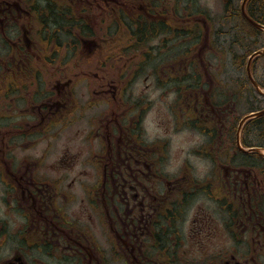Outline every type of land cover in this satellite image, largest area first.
<instances>
[{"label":"flooded vegetation","instance_id":"af4514ba","mask_svg":"<svg viewBox=\"0 0 264 264\" xmlns=\"http://www.w3.org/2000/svg\"><path fill=\"white\" fill-rule=\"evenodd\" d=\"M263 1L254 3L261 26ZM182 2L0 0V264H264V161L247 163L233 148L230 155L224 140L230 120L223 114L241 96L231 91L236 84L215 80L212 61L207 81H183L185 70L199 69L197 31L211 30L202 15L179 24ZM247 29L243 21L244 59ZM179 33L192 35L182 52ZM60 42L67 44L62 55ZM214 42L209 50L219 58ZM222 56L214 59L223 65ZM261 61L255 69H264ZM141 75L148 85L137 92ZM155 88L172 97L174 129L166 131L158 109L163 135L151 134ZM182 116L211 138L199 154L222 177L167 175L164 138L179 131ZM210 199L225 214L221 222L201 205ZM192 208L207 215L193 220L196 249L221 252L201 262L182 253Z\"/></svg>","mask_w":264,"mask_h":264},{"label":"rangeland","instance_id":"374dc122","mask_svg":"<svg viewBox=\"0 0 264 264\" xmlns=\"http://www.w3.org/2000/svg\"><path fill=\"white\" fill-rule=\"evenodd\" d=\"M180 1H184L181 3V5H179L178 8V22L179 24H181L183 21H185V19L189 16H199L201 15L200 13H205L208 14L209 16V22H210V30L211 32L207 33L208 31H201L198 32L197 31V42L202 41V45L198 44V48L194 49V52L197 53V57H198V62L199 63V69H197L198 72L200 73H204L203 69H206V63H208L209 61H212V65H213V69L217 70V69H223L222 67L225 66L227 67L226 73L224 70L220 71V74L218 76V80L219 81H230V82H235L238 81L239 79H241L240 77L243 76V72L241 70H235V67L232 65V61L229 57L226 56V61L225 64H221L220 61L217 62L214 58L219 59L222 55H219V58L216 56V54L213 52L214 57L212 56L211 51L209 50V45H212V40H217V43H219V47L222 49H228L233 51L234 53H236V55H238L239 53H244V49L241 48L238 44L234 45L232 44V41L229 38H226L229 29L234 28V25H238L239 20L236 19V21H233L229 18H231V15H226L225 14V3L226 0H180ZM230 1V0H229ZM241 1L236 2V6H240ZM233 5V3H232ZM179 16L183 17V19H181ZM203 19L204 17H206L205 15H202ZM198 19L201 18L198 17ZM182 27V26H181ZM184 28V27H182ZM181 29V28H180ZM200 33V34H199ZM179 39H178V50H183L185 48V46H189L191 40L192 35L190 33H179ZM205 36H207V39L209 37V42H205L206 38ZM232 38V37H231ZM231 43V46L228 44ZM264 43V40H263ZM78 45V49L81 50L83 49V45L81 43V45ZM67 44L65 42H60V47L56 48L61 50V55L63 54V51L66 49ZM216 47V46H214ZM257 47V46H256ZM261 47V44L258 43V48ZM75 49V48H72ZM214 49V48H213ZM215 51V50H214ZM182 52V51H180ZM225 54V53H224ZM184 58L185 61H188V55L186 56H182V59ZM222 59H224V57L222 56ZM225 60V59H224ZM223 60V61H224ZM202 61L203 64L205 66L202 65ZM260 66L264 67V61H261ZM202 69V70H200ZM192 71V69H191ZM188 69L185 70V74H187ZM257 75L261 81V83L264 85V69H256ZM143 75H141V77L137 80H135V87L137 88V92L141 91V89L148 85V82L142 77ZM157 78L159 79H163L162 75L160 74H156ZM154 78V77H153ZM157 78H154V81L156 82ZM149 81H152V79H150ZM159 81V80H158ZM137 83H139L137 85ZM144 83V84H143ZM159 90L158 89H151L150 93H149V99L151 100V104H153V106H155L154 110L151 112L150 116H151V123L152 126L151 127V134L152 135H163L164 132L159 131L158 127H157V121H158V109H160L161 111H165V116H166V131L168 129H174L175 127V122H174V118L171 115V111L170 108L167 106V104H169L172 100V97H164L162 94L161 96H159ZM161 97V100L159 99ZM249 103L253 104L256 106L257 109L259 108H264V98L261 97L260 95L257 94H253L252 97H250L249 100V96L247 99H244L240 102V104L238 105V107H235V109L233 110L232 107L229 106V110L231 112V119H230V112L229 115L228 113L223 114V116H227V119H229L230 121L227 122L226 127L222 128V134L225 137V141L226 139L230 142L231 144V152L230 155L232 154V148H233V139L235 140V132L237 129H233V122H236L237 125L239 123L240 120H236L237 117H240L239 119L242 118L244 112L247 110L248 112V106L250 105ZM225 110V109H224ZM227 111V110H225ZM190 115V114H189ZM182 119L184 120L183 123L178 127V132H172L171 134H168L165 138L164 141L166 142V150L164 152V162H165V171L167 173L168 176L170 177H174L176 175L183 177V176H187L190 173L194 174L196 177L198 178H206L209 176V173H211V175H215L217 176L219 174V172L222 174L220 175V177L223 176L224 172L223 170H217V169H213L212 166H208L206 163L207 162H211V160L208 159H204L203 154H199V151H201V146L204 145L206 142H210L211 138L207 136L201 134V131H197L195 130V128H188L186 126V116H182ZM195 119V117H194ZM165 131V132H166ZM234 131V132H233ZM242 138L246 139L247 143L249 145H254L256 147H261L262 149H264V138L260 136V131L257 130L253 124L248 125L247 127V132L242 133ZM151 139L153 140L154 138L151 137ZM98 148V147H97ZM198 151V152H196ZM214 155V154H213ZM216 156V155H215ZM190 168V170H188ZM87 172H90L89 169H84ZM209 171V172H208ZM81 171H75V173L77 175H79ZM93 172V170L91 171ZM94 173V172H93ZM88 178V177H87ZM206 202V203H203ZM203 203V204H201ZM200 204L202 206H206V207H211L209 210L213 211V213L217 216V219L219 222H221L222 220L225 219V214L222 211L217 210L218 207L215 206V203L210 199V200H203ZM205 219L207 220V215L204 214L201 211H197L195 208H192V210L187 214L185 220H184V224H183V231L185 233V240H187L186 243V248L187 249H183L182 253L183 256L185 258H189L190 260L193 261H197L199 259V261L201 262V258H205L206 257V253H208V256H210V253H214L215 255H217L220 250L218 248H208V249H200L197 250L196 248H198L197 246H195L196 242L194 240H192L191 238V227L193 225V220L194 219ZM218 223V222H217ZM216 226V225H215ZM221 230V228H218ZM217 228L212 230V233L214 234V232H219ZM226 233L229 231L227 228H225ZM222 231V230H221ZM207 235L208 232L203 234V238L204 240L207 239ZM230 236V245H231V253L236 252L233 249V239ZM219 238V236L217 237V239ZM239 238V236L237 237ZM214 240V243L217 241ZM232 240V241H231ZM213 243V244H214ZM254 245V244H253ZM254 247V246H252ZM219 248H221V245L219 246ZM237 249V248H236ZM258 250L256 252V254L254 255L255 257L258 258ZM240 257H244V255H239ZM183 258V259H185Z\"/></svg>","mask_w":264,"mask_h":264},{"label":"trees","instance_id":"16d2710c","mask_svg":"<svg viewBox=\"0 0 264 264\" xmlns=\"http://www.w3.org/2000/svg\"><path fill=\"white\" fill-rule=\"evenodd\" d=\"M254 3H255V0H253V1L248 5V13L250 14V16H251L254 20L259 21L261 14L258 13V12L256 11V9H255V7H254ZM226 12L229 13V8H227ZM232 13H233V12H232ZM233 14H235L236 16H238V17L240 18L239 11H237V12L235 11V13H233ZM262 14H264V8L262 9ZM246 25H247V24H246ZM247 28H248V29H247V30H248V35L254 37V36L256 35L257 31H256L253 27H251V26H249V25H247ZM248 54H250V51H249V50L247 51V55H248ZM255 70H256V69H253L254 72H255ZM193 72H194V70H193ZM196 73H200V72L197 71ZM196 73L194 72L195 75H196ZM246 79H247V78H246ZM187 80H189V81L195 80V81H198V82H199V81H202V77H201V74H200V77H197L196 79H194V77H192V78H189V79H187ZM183 81H186V80L184 79ZM246 81H248V80H246ZM235 92H237V91H235ZM249 100H250V99H249ZM249 104H250V105L248 106V109H249V110H248V112L246 111L247 114L250 113V112H253V111H255V110H258V109L256 108L255 105H253V104H251V103H249ZM251 124H253V126H254L257 130L260 131V136L264 138V116L249 121V122L247 123V125H246V131H245V132H247V127H248V125H251ZM243 145H244L245 147H253V146H254V145H249V144L247 143L246 139L243 140ZM233 150L237 151L236 148H235L234 143H233ZM237 154H238V156H241V158H242V157L245 158L247 163H250V162H253V161H257V159H259V157H257L256 155H253V154H250V155H244V154L239 153V152H237Z\"/></svg>","mask_w":264,"mask_h":264},{"label":"water","instance_id":"95a60500","mask_svg":"<svg viewBox=\"0 0 264 264\" xmlns=\"http://www.w3.org/2000/svg\"><path fill=\"white\" fill-rule=\"evenodd\" d=\"M248 1H249V0H245V1H244L243 5H242V13H243L244 17H246V18L249 20V18L247 17V15H246V13H245V5H246V3H247ZM254 25L256 26V24H254ZM259 27H260V26H259ZM249 66H250V62H249ZM249 66H248V73H249L250 79L252 80V83H253L254 87L257 89V91H258L259 93L263 94V92H261V90H260V88L258 87V85L253 81L252 76H251V74H250V67H249ZM262 115H264V110H263V111H259V112H257V113H252V114L246 116V117L241 121V123H240V125H239V128H238L237 144H238V147H239V149H240L241 151L256 153V154H258V155L264 157V154L262 153V150H261V149L252 148V149H250V150H248V151L242 149V147H241V145H240V139H239L241 128H242V126L245 124V122H247V121L250 120V119H253V118H256V117H260V116H262Z\"/></svg>","mask_w":264,"mask_h":264}]
</instances>
